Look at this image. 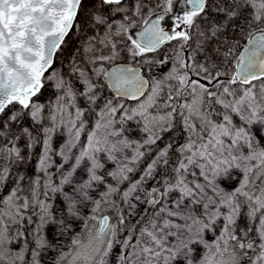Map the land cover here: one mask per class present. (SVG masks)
Segmentation results:
<instances>
[{"label": "snow or ice", "instance_id": "snow-or-ice-1", "mask_svg": "<svg viewBox=\"0 0 264 264\" xmlns=\"http://www.w3.org/2000/svg\"><path fill=\"white\" fill-rule=\"evenodd\" d=\"M81 4L0 0V264H264V0Z\"/></svg>", "mask_w": 264, "mask_h": 264}, {"label": "rangeland", "instance_id": "rangeland-1", "mask_svg": "<svg viewBox=\"0 0 264 264\" xmlns=\"http://www.w3.org/2000/svg\"><path fill=\"white\" fill-rule=\"evenodd\" d=\"M93 3H94V0H85L84 3L81 5L80 12H79L78 19H77L78 25L82 26L84 24L85 18L91 11ZM85 34H86V29L84 30V32H82L81 27L79 26L72 30L70 36L67 39V42L62 47L60 53L58 54L56 58V63L53 65L54 67H59L61 64L67 67L69 58L75 54V50L81 47L83 43V37ZM235 35H236L235 33L230 31L228 32L227 38H232ZM49 94L50 93L48 92L45 93V95H49Z\"/></svg>", "mask_w": 264, "mask_h": 264}, {"label": "trees", "instance_id": "trees-1", "mask_svg": "<svg viewBox=\"0 0 264 264\" xmlns=\"http://www.w3.org/2000/svg\"><path fill=\"white\" fill-rule=\"evenodd\" d=\"M83 1H85V0H83ZM83 1H82V2H83ZM90 4H91V3H90ZM77 19H78V15H77ZM76 22H77V21H76ZM71 32H72V31H70L69 35L67 36V38L65 39L64 43L62 44L61 49H62V47L65 45V42H67V39H68V37L70 36ZM244 42H245V40L240 41L239 44L241 45V47H242V45L244 44ZM241 47H240V49H241ZM61 49L57 51L56 58H57L58 54L60 53ZM240 49H239V50H240ZM55 63H56V59H55ZM55 63H54V64H55ZM33 163H34V161H33ZM29 172H31V168L29 169ZM240 223H241V225H243L244 221L241 220Z\"/></svg>", "mask_w": 264, "mask_h": 264}, {"label": "water", "instance_id": "water-1", "mask_svg": "<svg viewBox=\"0 0 264 264\" xmlns=\"http://www.w3.org/2000/svg\"><path fill=\"white\" fill-rule=\"evenodd\" d=\"M70 33V32H69ZM69 35V34H68ZM67 35V36H68ZM67 36L65 37V39L67 38ZM247 46V42H246V40H245V42H244V44L242 45V47H241V49H240V51L242 52L243 51V48L244 47H246ZM57 54V53H56ZM55 59H56V55H55V57H54V63H55Z\"/></svg>", "mask_w": 264, "mask_h": 264}, {"label": "flooded vegetation", "instance_id": "flooded-vegetation-1", "mask_svg": "<svg viewBox=\"0 0 264 264\" xmlns=\"http://www.w3.org/2000/svg\"><path fill=\"white\" fill-rule=\"evenodd\" d=\"M82 1H83V0H82ZM83 3H84V1L82 2V4H83ZM82 4H81V5H82ZM80 7H81V6H80ZM79 12H80V8H79V10H78V15H79ZM65 43H66V42H65Z\"/></svg>", "mask_w": 264, "mask_h": 264}]
</instances>
